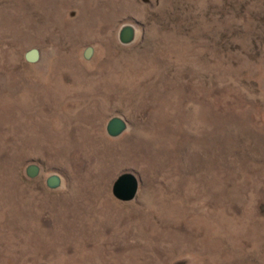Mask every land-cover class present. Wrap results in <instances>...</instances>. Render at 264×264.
<instances>
[{
    "label": "rangeland",
    "instance_id": "374dc122",
    "mask_svg": "<svg viewBox=\"0 0 264 264\" xmlns=\"http://www.w3.org/2000/svg\"><path fill=\"white\" fill-rule=\"evenodd\" d=\"M0 264H264V0H0Z\"/></svg>",
    "mask_w": 264,
    "mask_h": 264
},
{
    "label": "water",
    "instance_id": "95a60500",
    "mask_svg": "<svg viewBox=\"0 0 264 264\" xmlns=\"http://www.w3.org/2000/svg\"><path fill=\"white\" fill-rule=\"evenodd\" d=\"M135 38L136 33L132 26H125L121 29L119 39L122 44H131L134 42ZM25 59L28 63H37L40 59V51L38 49L29 50L25 55ZM126 129V122L120 118H113L107 126V132L111 137H118L122 135ZM39 172V167L34 165L27 169V174L31 178L37 177ZM49 185L52 187L57 186L58 180L56 178H51L49 180ZM139 187L140 183L135 175L131 173H124L117 178L112 191L117 200L121 202H131L137 197Z\"/></svg>",
    "mask_w": 264,
    "mask_h": 264
}]
</instances>
